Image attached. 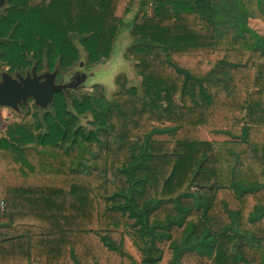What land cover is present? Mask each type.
Instances as JSON below:
<instances>
[{
    "label": "trees",
    "instance_id": "trees-1",
    "mask_svg": "<svg viewBox=\"0 0 264 264\" xmlns=\"http://www.w3.org/2000/svg\"><path fill=\"white\" fill-rule=\"evenodd\" d=\"M135 2L139 86L30 99L0 133V264L264 262V0H8L0 64H97Z\"/></svg>",
    "mask_w": 264,
    "mask_h": 264
},
{
    "label": "rangeland",
    "instance_id": "rangeland-1",
    "mask_svg": "<svg viewBox=\"0 0 264 264\" xmlns=\"http://www.w3.org/2000/svg\"><path fill=\"white\" fill-rule=\"evenodd\" d=\"M5 1L3 2L2 5H0V13L3 11V7ZM137 11V3L135 2L133 4V6L131 7V12L125 17L124 19V23L122 25L121 31L116 39L119 40L121 38L125 39L128 41V46L124 51V55L126 54L127 49L129 48V46L132 43L131 37H130V27H131V22L132 19L135 15ZM249 25L250 27L255 30L256 32H258L261 36H264V22L260 19H253L249 21ZM115 41V42H116ZM115 44V43H114ZM114 46V45H113ZM80 49V48H79ZM113 51H114V47H113ZM112 51V52H113ZM80 52L82 54L81 56V64L82 66H80V63H77L76 65H74L70 70H67L65 72L69 73V72H74L73 74L76 75L78 72H82L84 74V76H87L86 78L87 81L86 82H79V80H82L81 77H75V78H71L69 81L65 82V74H60V78L58 77L57 79V75H58V71L56 70L54 72L55 77H54V84L55 85H63V86H70L66 89H63V92H66L67 97H71V96H79L83 93H96L99 94L100 91H102V94H105V96H107L108 99H110V97L112 96V94L116 91H112L111 93H109V91L107 89H105L104 87H101L99 84H93L92 83V78L89 77L87 74V71L92 68L94 65H88L85 62V56L82 52V50L80 49ZM130 61V67L127 71V73L125 74H121L125 77H127V82L129 83V86H139L140 84V79L137 77V75L135 74V72L133 71L132 65L133 62L131 59H129ZM61 72V71H60ZM47 74L46 71H44L43 74L40 75H44ZM23 74H21L20 72H15L12 74H9L7 72V67L5 65H1L0 64V82L3 80V78L5 76L10 77L12 80H17L19 81L20 79H25L27 76L32 77L33 76V69L32 70H27L26 76H22ZM41 81H43V79H41ZM33 101V100H32ZM34 104V103H33ZM27 101L21 102L20 104H18L17 109L16 110H12L11 108H8L6 106H0V133L3 131V129L5 128V126L12 120L13 115H23L25 113V109L27 108ZM87 120H89V118L87 119H83L82 123L84 125H86ZM88 127V125H86Z\"/></svg>",
    "mask_w": 264,
    "mask_h": 264
},
{
    "label": "water",
    "instance_id": "water-1",
    "mask_svg": "<svg viewBox=\"0 0 264 264\" xmlns=\"http://www.w3.org/2000/svg\"><path fill=\"white\" fill-rule=\"evenodd\" d=\"M5 0H0V5ZM55 74L37 75L33 69V76L25 79L12 80L5 76L0 82V106H6L16 110L18 104L26 102L31 98L35 106L40 109H47L53 101V95L62 92L70 86L55 85ZM43 79V81H41Z\"/></svg>",
    "mask_w": 264,
    "mask_h": 264
},
{
    "label": "clouds",
    "instance_id": "clouds-1",
    "mask_svg": "<svg viewBox=\"0 0 264 264\" xmlns=\"http://www.w3.org/2000/svg\"><path fill=\"white\" fill-rule=\"evenodd\" d=\"M128 46V41L121 38L114 44L112 54L102 61L98 62L87 71L88 76L92 78L93 84H99L111 93L115 91L117 84L116 78L121 74L127 73L130 67L129 59L124 55ZM74 72L65 74V82L72 78Z\"/></svg>",
    "mask_w": 264,
    "mask_h": 264
},
{
    "label": "crops",
    "instance_id": "crops-1",
    "mask_svg": "<svg viewBox=\"0 0 264 264\" xmlns=\"http://www.w3.org/2000/svg\"><path fill=\"white\" fill-rule=\"evenodd\" d=\"M137 9H138V3H137ZM147 12H148V14H150L151 13V10H150V8H148V10H147ZM250 20H253V19H250ZM249 20V21H250ZM249 21H248V25H249ZM249 27H250V25H249ZM251 28V27H250ZM252 29V28H251ZM253 30V29H252ZM256 34H258L259 36H261L258 32H256L255 30H253ZM230 31L228 30V31H226L225 33H229ZM262 37H264V36H262ZM81 64V63H80ZM94 65H96V64H94ZM71 69V68H70ZM70 69H68V70H70ZM58 71V68H56L52 73H54L55 71ZM62 72V71H61ZM66 72V71H65ZM48 73V72H47ZM52 73H48V74H52ZM37 74V73H36ZM38 75V74H37ZM81 78H82V80H79V82H86L87 81V79L88 78H86L87 76H84V74H82L81 76H80ZM127 78V77H126ZM128 79V78H127ZM127 86H129V83L127 82ZM130 87H132V86H130ZM62 92H63V90H62ZM64 93H66V92H64ZM107 97V96H106ZM254 264H264V262H263V260H262V257L260 256L259 258H258V261L256 262V263H254Z\"/></svg>",
    "mask_w": 264,
    "mask_h": 264
},
{
    "label": "flooded vegetation",
    "instance_id": "flooded-vegetation-1",
    "mask_svg": "<svg viewBox=\"0 0 264 264\" xmlns=\"http://www.w3.org/2000/svg\"><path fill=\"white\" fill-rule=\"evenodd\" d=\"M7 1L8 0H5V5H4V7H3V11H4V9H6L7 8ZM80 66H82V64H79ZM44 71H46V72H48V73H52L53 71H51V72H49L47 69H45ZM44 71L43 72H40V73H38V75H40V74H43L44 73ZM26 73H27V70L24 72V74L22 75V76H26ZM60 74H65V71H62V72H60L59 70H58V75H57V79H58V77L60 78ZM83 73L82 72H78L76 75H72V78H75V77H80L81 75H82ZM31 98H29V99H27V104H28V102H29V100H30ZM32 100V99H31Z\"/></svg>",
    "mask_w": 264,
    "mask_h": 264
}]
</instances>
